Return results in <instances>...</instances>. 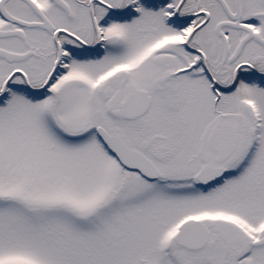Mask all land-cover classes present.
Here are the masks:
<instances>
[{
  "label": "snow or ice",
  "instance_id": "snow-or-ice-1",
  "mask_svg": "<svg viewBox=\"0 0 264 264\" xmlns=\"http://www.w3.org/2000/svg\"><path fill=\"white\" fill-rule=\"evenodd\" d=\"M0 264H264V0H0Z\"/></svg>",
  "mask_w": 264,
  "mask_h": 264
}]
</instances>
